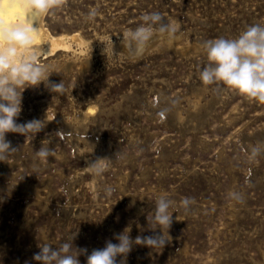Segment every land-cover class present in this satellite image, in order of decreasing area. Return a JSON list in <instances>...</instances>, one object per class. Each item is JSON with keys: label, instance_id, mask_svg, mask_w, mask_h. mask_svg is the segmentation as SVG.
<instances>
[{"label": "rangeland", "instance_id": "obj_1", "mask_svg": "<svg viewBox=\"0 0 264 264\" xmlns=\"http://www.w3.org/2000/svg\"><path fill=\"white\" fill-rule=\"evenodd\" d=\"M91 8L98 16L86 22ZM151 12L181 25L183 38L154 42L132 60L123 33ZM43 21L51 34L81 40L66 36L70 47L41 61L63 94L44 83L22 92L17 123L45 127L33 137L6 133L17 151L0 161V264H40V246L74 234L73 251L86 248L78 259L87 264L126 228L133 240L159 233L148 217L165 192L177 204L195 201L188 212L170 209L171 242L134 244L117 264H264V156L249 160L247 151L264 142V103L199 79L202 41L264 25V0H67ZM42 146L54 150L46 161L36 157ZM97 158L113 159L99 177L87 168ZM230 190L245 202L230 200Z\"/></svg>", "mask_w": 264, "mask_h": 264}, {"label": "clouds", "instance_id": "obj_2", "mask_svg": "<svg viewBox=\"0 0 264 264\" xmlns=\"http://www.w3.org/2000/svg\"><path fill=\"white\" fill-rule=\"evenodd\" d=\"M67 0H0V161H7L17 151L6 139V133H19L33 137L45 127V122L32 119L17 123L22 111V92L30 86L44 83L49 91L63 94L65 84L49 80L50 65L41 62L46 52L44 35L40 20L56 9L65 6ZM98 9L91 8L83 17L86 22H94ZM38 25V26H36ZM183 38L181 25L168 20L160 12L144 13L137 27L123 33V46L132 60L141 58L154 42L164 40L169 47ZM201 48L207 56V64L199 70V79L204 85L220 84L227 89L245 96L257 103H264V25L255 23L246 27L234 38L218 37L202 41ZM171 104L177 103L175 99ZM170 111V107L160 109L161 117ZM249 160L264 156V142H258L248 148ZM54 150L42 146L36 151V157L46 161L53 156ZM116 153L115 159H123ZM113 159L97 158L87 168L90 175H103ZM112 186L104 188L111 195ZM228 198L238 204L244 203L246 195L240 190H230ZM195 203L191 197H184L177 204L166 192L155 199V208L148 222L152 229L160 228L159 233L150 236H137L133 240L124 230L115 234L118 243L107 240L102 249H93L87 255V264H117V257L123 262L131 252L133 245H144L153 249L164 248L171 242L169 229L173 223L170 209L191 210ZM167 230V231H165ZM76 234L66 239L59 247L44 243L33 259L40 264H81L78 257L87 253L86 248L73 251Z\"/></svg>", "mask_w": 264, "mask_h": 264}, {"label": "bare ground", "instance_id": "obj_3", "mask_svg": "<svg viewBox=\"0 0 264 264\" xmlns=\"http://www.w3.org/2000/svg\"><path fill=\"white\" fill-rule=\"evenodd\" d=\"M40 28L41 31L44 35V41L45 44L42 45V47L45 49V53L43 58L47 57L50 55L53 51H55L58 48H69L70 47V42L67 40L66 36H71L68 37L69 39H75L76 41H80L81 38L79 37L78 33L73 34V35H66V34H51L49 29L44 25L43 18L40 20ZM38 26V25H36Z\"/></svg>", "mask_w": 264, "mask_h": 264}]
</instances>
